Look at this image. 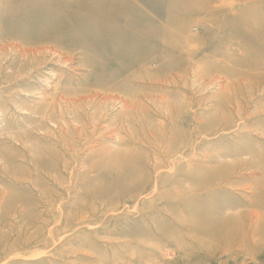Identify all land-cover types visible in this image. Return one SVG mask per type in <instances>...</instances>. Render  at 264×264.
<instances>
[{
    "label": "rangeland",
    "instance_id": "rangeland-1",
    "mask_svg": "<svg viewBox=\"0 0 264 264\" xmlns=\"http://www.w3.org/2000/svg\"><path fill=\"white\" fill-rule=\"evenodd\" d=\"M0 264H264V0H0Z\"/></svg>",
    "mask_w": 264,
    "mask_h": 264
},
{
    "label": "bare ground",
    "instance_id": "bare-ground-1",
    "mask_svg": "<svg viewBox=\"0 0 264 264\" xmlns=\"http://www.w3.org/2000/svg\"><path fill=\"white\" fill-rule=\"evenodd\" d=\"M42 2V1H41ZM34 3H35V1H34ZM121 11V10H120ZM107 15H108V13H107ZM114 16V15H113ZM114 18H116V17H114ZM114 24V23H113ZM104 25V24H103ZM124 102V101H123ZM236 236H238V235H236ZM239 237V236H238ZM248 237V234L246 233L245 235H243L242 236V238H241V242H243L244 240L243 239H245V238H247ZM230 238H232L233 240L235 239L236 240V237H234V236H230ZM247 240V239H246ZM228 241V240H227Z\"/></svg>",
    "mask_w": 264,
    "mask_h": 264
}]
</instances>
